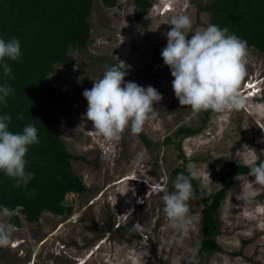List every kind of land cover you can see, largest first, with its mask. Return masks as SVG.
<instances>
[{
    "label": "rangeland",
    "instance_id": "374dc122",
    "mask_svg": "<svg viewBox=\"0 0 264 264\" xmlns=\"http://www.w3.org/2000/svg\"><path fill=\"white\" fill-rule=\"evenodd\" d=\"M208 1L152 0L148 13L136 20L132 0H119L112 8L94 0L90 42L84 50H70L72 71L66 74L56 65L49 77L66 94L69 110L55 114L53 129L70 153L83 157L71 163L87 189L66 195L65 202L73 208L70 215L43 212L38 222L31 223L18 209L12 211L21 217V226L11 223L12 242L0 247V264L188 263L193 245L202 239L201 205L192 196L187 201V229L174 228L163 211V193H155L154 187L166 185L172 191L176 178L172 169L188 170L192 165L202 184L215 191L228 162L244 164L253 156L256 163L264 159V54L247 48L246 75L239 89L245 105L239 110H208L192 116L190 107H181L175 97L174 77L161 56L171 27L167 22L173 15L186 14L194 31L206 27L208 13L202 7ZM106 61H123L130 81L152 85L162 94L155 109L158 115L141 132L148 144L140 133L127 128L118 141L106 140L86 119L88 102L82 93L92 88L93 79L103 76ZM69 82L83 84L76 89ZM186 124L201 129L165 142L166 136ZM244 192L250 199H237ZM9 218L4 222L10 223ZM218 220L217 241L228 252L206 253L195 264H264V186L249 173L236 176Z\"/></svg>",
    "mask_w": 264,
    "mask_h": 264
},
{
    "label": "trees",
    "instance_id": "16d2710c",
    "mask_svg": "<svg viewBox=\"0 0 264 264\" xmlns=\"http://www.w3.org/2000/svg\"><path fill=\"white\" fill-rule=\"evenodd\" d=\"M100 1L105 7L112 8L119 0ZM132 1L136 20L146 15L152 6V0ZM93 2L0 0V38H18L22 51L19 62L9 61L12 68L10 77H5L0 69V84H8L14 91L6 98L7 105L0 106V113L11 115L10 130L13 132L34 124L40 138L39 144L29 146L25 156L26 170L34 173L26 188L16 187L14 179L0 172V205L6 206L10 212L18 209L31 223L38 222L43 212L56 216L70 215L73 208L65 202L66 195L80 194L87 189L71 163V160L83 157L70 153L53 129L55 114H65L69 110L66 94L49 77L56 65H60L66 74L72 71L74 59L70 50H84L90 42L89 17ZM202 9L208 13V24L228 28L229 33L247 41V48L253 47L264 54V0H209ZM106 64L110 67L118 63L106 61ZM129 77L128 71L125 80ZM69 83L76 89L83 84ZM200 129L182 125L166 136L165 142L194 135ZM140 136L148 144L145 135L140 133ZM181 172L188 174L184 167L172 169L175 176ZM247 173L249 168L244 164L228 162L225 172L219 175L220 187L211 193L202 187L199 177L192 180L193 197L201 205L202 239L193 245L196 251L187 264H195L200 256L209 252H228L217 241L220 231L218 212L234 178ZM172 186L171 190H174ZM9 222L20 227L21 217L13 213Z\"/></svg>",
    "mask_w": 264,
    "mask_h": 264
},
{
    "label": "clouds",
    "instance_id": "9594fccd",
    "mask_svg": "<svg viewBox=\"0 0 264 264\" xmlns=\"http://www.w3.org/2000/svg\"><path fill=\"white\" fill-rule=\"evenodd\" d=\"M167 24L171 27L165 33L167 43L161 56L174 77L172 88L179 105L190 107L192 116L202 111L222 112L244 107L245 99L239 89L246 75L247 41L213 23L194 31L192 18L186 14L173 15ZM21 56L18 38H0V69L5 77L11 76L9 61L19 62ZM127 68L123 61L108 67L100 79H93L92 88L82 93L88 102L86 119L109 141L121 139L126 128L132 134L141 133L146 122L158 115L156 105L162 100V94L154 86L125 80ZM13 94L10 85L0 84V106H6V98ZM11 119L10 114L0 113V172L14 179L16 187L26 188L34 173L26 170L25 156L29 146L39 144L40 138L34 124L13 132ZM257 159L253 156L243 163L256 184L264 186V159L256 163ZM198 177V171L189 165L188 174L181 172L176 176L174 190L159 184L153 189L155 193H163V211L174 228L187 229V201L193 196L192 180ZM202 187L211 193L208 185ZM237 199L248 201L250 195L244 192ZM11 215L6 206L0 205V247H8L12 242L14 226L3 220ZM136 227L141 230L139 223Z\"/></svg>",
    "mask_w": 264,
    "mask_h": 264
},
{
    "label": "bare ground",
    "instance_id": "6f19581e",
    "mask_svg": "<svg viewBox=\"0 0 264 264\" xmlns=\"http://www.w3.org/2000/svg\"><path fill=\"white\" fill-rule=\"evenodd\" d=\"M247 83V82H246ZM254 84V83H253ZM247 88L249 89V88H252V86L249 84V83H247Z\"/></svg>",
    "mask_w": 264,
    "mask_h": 264
}]
</instances>
